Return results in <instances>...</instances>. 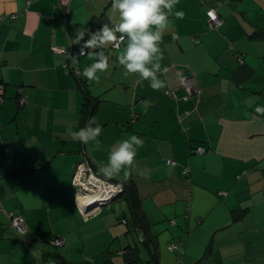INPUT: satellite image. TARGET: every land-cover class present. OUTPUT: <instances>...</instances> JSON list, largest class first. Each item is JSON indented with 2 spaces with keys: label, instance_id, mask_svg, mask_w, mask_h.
<instances>
[{
  "label": "crops",
  "instance_id": "0c3cea01",
  "mask_svg": "<svg viewBox=\"0 0 264 264\" xmlns=\"http://www.w3.org/2000/svg\"><path fill=\"white\" fill-rule=\"evenodd\" d=\"M111 3L0 0V264H264V115L254 111L264 107V0H179L159 91L123 75V43L85 49L78 73L66 72L80 31L118 23ZM95 51L110 67L88 81ZM182 75L196 91L179 86ZM84 94L99 100V149L68 135L81 128ZM130 135L143 147L128 179L106 177L108 153ZM91 173L131 182L141 225L125 196L93 197Z\"/></svg>",
  "mask_w": 264,
  "mask_h": 264
},
{
  "label": "clouds",
  "instance_id": "9594fccd",
  "mask_svg": "<svg viewBox=\"0 0 264 264\" xmlns=\"http://www.w3.org/2000/svg\"><path fill=\"white\" fill-rule=\"evenodd\" d=\"M178 3L179 0H112L111 7L114 13H118V23L111 27L104 24L95 32L84 29L78 33L76 39L78 42L84 41L83 49L92 50L102 49L114 43L119 47L123 43L124 47L118 56L119 64L124 69L123 75L138 76L137 83L148 81L153 90L159 91L166 86L165 81L159 79L158 73L167 72V68H161L160 62L164 55L160 44L169 27V16L184 18L182 11H174ZM86 33L89 38L84 40ZM92 55L94 62L86 66L82 74L88 81H98L97 74L107 71L110 67L109 57L103 51H95ZM75 59L73 56V60ZM254 111L264 115V107L257 106ZM101 132L102 127L95 117L90 118L83 128L68 129V135L73 140L84 145L91 144L94 149L101 147V141L98 139ZM141 147L143 140L136 135L119 140L108 153L102 173L112 178L123 172L124 179L127 180L137 150Z\"/></svg>",
  "mask_w": 264,
  "mask_h": 264
},
{
  "label": "built area",
  "instance_id": "2783aa9c",
  "mask_svg": "<svg viewBox=\"0 0 264 264\" xmlns=\"http://www.w3.org/2000/svg\"><path fill=\"white\" fill-rule=\"evenodd\" d=\"M206 15L208 18V21L211 25V27L213 28H217L220 27L221 24L223 23V19L218 15V13L213 9V8H208L206 10ZM16 14H12L11 18L15 17ZM122 45V43L119 45V47ZM113 48H119L116 46V44H112ZM64 52L66 54H68V57L72 60L69 61L71 64H73L76 67V63L77 60H73V56H75L76 58L79 55H83L86 50L83 49L82 47H78L76 52H70V49H64ZM72 66V65H71ZM179 86L185 90L188 94L192 93L194 91L197 90V83L196 80L192 77V76H181L179 79ZM24 97H20L19 98V102L23 103L24 102ZM194 152L199 153V154H203L205 152V149L202 147H196L193 149ZM167 163L170 165H174L175 162L173 160H167ZM83 168H86L87 166L83 165ZM82 170H86V169H82ZM89 170V169H87ZM183 173L186 175L188 173V169L185 167L183 168ZM79 178V177H78ZM76 178V182L77 184L83 185V181ZM86 182L89 183L91 190L93 189L92 193H93V197L94 198H99L102 201H107L113 197H115L117 194L121 193L123 191V185L120 182H116V181H109L106 179H100L97 176L93 175L92 173L85 178ZM10 218H11V225L17 229L19 232H22L24 229V225L22 223V220L20 217H17L15 215H13L12 213H10ZM63 243V241L61 239H55L54 240V244L56 245H61ZM176 248L175 245L170 244L167 246V249L170 251H173Z\"/></svg>",
  "mask_w": 264,
  "mask_h": 264
},
{
  "label": "trees",
  "instance_id": "16d2710c",
  "mask_svg": "<svg viewBox=\"0 0 264 264\" xmlns=\"http://www.w3.org/2000/svg\"><path fill=\"white\" fill-rule=\"evenodd\" d=\"M176 36H177L176 34H173V39H175ZM66 49H70V52L72 53V52L77 51L78 46L71 45L69 48H66ZM69 61H72V60L68 57V54H66V62L64 64V67L66 68V72L75 76V74H77L78 71L76 70L75 66L71 64ZM182 76H188V75H182ZM98 105H99L98 99H92L89 96L84 94V103L82 104V111H81V123H80L81 128H83L87 124L88 120L93 117V114L96 112ZM109 181H112V180H109ZM122 185H123V191L117 195L125 196L130 209L133 211L136 222L141 225L142 224L141 218L138 217V215L136 214V208H135L136 207V193L134 191V188L131 185V182L129 181L124 182Z\"/></svg>",
  "mask_w": 264,
  "mask_h": 264
},
{
  "label": "water",
  "instance_id": "95a60500",
  "mask_svg": "<svg viewBox=\"0 0 264 264\" xmlns=\"http://www.w3.org/2000/svg\"><path fill=\"white\" fill-rule=\"evenodd\" d=\"M114 198V197H113ZM113 198L109 199V201H111Z\"/></svg>",
  "mask_w": 264,
  "mask_h": 264
},
{
  "label": "bare ground",
  "instance_id": "6f19581e",
  "mask_svg": "<svg viewBox=\"0 0 264 264\" xmlns=\"http://www.w3.org/2000/svg\"><path fill=\"white\" fill-rule=\"evenodd\" d=\"M92 191H93V189H92ZM85 196V195H84Z\"/></svg>",
  "mask_w": 264,
  "mask_h": 264
}]
</instances>
